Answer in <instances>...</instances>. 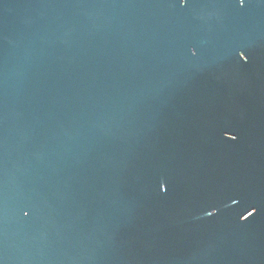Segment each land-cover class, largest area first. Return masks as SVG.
I'll use <instances>...</instances> for the list:
<instances>
[{"label": "water", "instance_id": "1", "mask_svg": "<svg viewBox=\"0 0 264 264\" xmlns=\"http://www.w3.org/2000/svg\"><path fill=\"white\" fill-rule=\"evenodd\" d=\"M0 264H264V0H0Z\"/></svg>", "mask_w": 264, "mask_h": 264}, {"label": "snow or ice", "instance_id": "2", "mask_svg": "<svg viewBox=\"0 0 264 264\" xmlns=\"http://www.w3.org/2000/svg\"><path fill=\"white\" fill-rule=\"evenodd\" d=\"M177 3H180V0H176ZM233 2L238 3L241 7L245 6L248 3V0H233ZM240 54H242L243 58L242 59H246V55L243 51L240 52ZM232 139H235V137H232ZM161 189L166 191V186L164 184H161ZM30 209L27 208H23L21 209V213L24 216H27L30 214ZM209 215H211V213H209Z\"/></svg>", "mask_w": 264, "mask_h": 264}]
</instances>
